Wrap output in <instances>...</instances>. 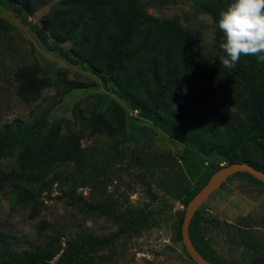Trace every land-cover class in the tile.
Here are the masks:
<instances>
[{
	"label": "rangeland",
	"instance_id": "obj_1",
	"mask_svg": "<svg viewBox=\"0 0 264 264\" xmlns=\"http://www.w3.org/2000/svg\"><path fill=\"white\" fill-rule=\"evenodd\" d=\"M60 2L51 0L24 14L26 22L37 26L49 43L53 39L42 22ZM137 2L150 16L174 22L191 33L202 64L213 68L220 64L219 28L194 0ZM61 46L69 50L71 45L65 42ZM22 67L34 70L39 86L30 96L21 94L16 77ZM111 87L82 65H72L47 50L28 25L0 4V132L14 120L30 126L47 119L59 127V135L69 132L78 136L88 158L85 175L90 179L77 187L76 194L88 203L105 204L120 213L143 210L148 217L138 233L81 255L75 264H195L181 242L185 207L175 197L185 188L187 193L194 192L197 183L205 184L228 164L218 155L203 156L196 148L170 139L119 99ZM96 112H101L105 133L96 132L89 120ZM56 143L51 134L36 137L31 145L33 156L43 160L48 153L45 144L53 149ZM255 145L245 142L241 156L256 158L254 161L264 166V153ZM22 153L19 147L11 149L0 159V170H18ZM54 167L53 171L64 176L78 174L72 163ZM143 177L156 195L154 202L147 198ZM64 188L70 189V185ZM118 230V223L111 219L68 206L57 184L42 191L33 204L20 203L7 186L0 189V234L15 260L25 252L42 251L51 242L54 249L64 248L66 240L78 234L100 237ZM189 235L220 264H264V184L244 173L228 178L199 207ZM61 252L47 263L55 264Z\"/></svg>",
	"mask_w": 264,
	"mask_h": 264
},
{
	"label": "trees",
	"instance_id": "obj_2",
	"mask_svg": "<svg viewBox=\"0 0 264 264\" xmlns=\"http://www.w3.org/2000/svg\"><path fill=\"white\" fill-rule=\"evenodd\" d=\"M50 1L0 0V4L28 25L47 50L57 52L72 65H82L104 86L111 83V91L119 99L170 139L196 148L203 156L218 155L227 164L247 163L264 172V166L254 161L256 158L241 156L247 141L264 153V62H257L256 56L242 55L232 69L221 62L215 68L206 66L197 58L191 33L174 22L150 16L137 0H61L42 22L53 39L49 43L37 26L26 22L24 14ZM194 1L211 14L217 26L220 13L234 2ZM224 39L219 30L220 57L226 56L220 47ZM65 42L70 43L69 50L61 46ZM33 74L32 68L16 71L22 95L39 90ZM89 120L96 132H106L101 112L92 113ZM11 124L1 128L0 159L19 147L22 162L18 170H0V189L7 186L20 203L33 204L42 191L48 192L57 184L68 206L111 219L118 223L119 230L100 237L78 234L66 240L64 248L54 249L51 242L42 251L23 253L18 260L0 234V264H48L60 250L55 264H75L79 256L113 246L121 236L136 234L146 225L148 217L143 210L120 213L105 204L88 203L76 194L77 187L90 179L85 175L88 158L78 136L69 132L59 135V127L47 119L30 126H22L18 120ZM45 133L57 143L53 149L45 144L48 153L40 160L33 156L31 145L33 139ZM59 163H72L78 174L64 176L53 171ZM141 181L149 201H156L151 184L144 177ZM67 184L70 189L64 188ZM203 184L197 183L191 193L185 188L175 199L186 207ZM193 245L205 259L220 264L204 248Z\"/></svg>",
	"mask_w": 264,
	"mask_h": 264
},
{
	"label": "clouds",
	"instance_id": "obj_3",
	"mask_svg": "<svg viewBox=\"0 0 264 264\" xmlns=\"http://www.w3.org/2000/svg\"><path fill=\"white\" fill-rule=\"evenodd\" d=\"M218 28L225 38L223 67L234 68L242 55L264 62V0H234L220 13Z\"/></svg>",
	"mask_w": 264,
	"mask_h": 264
},
{
	"label": "water",
	"instance_id": "obj_4",
	"mask_svg": "<svg viewBox=\"0 0 264 264\" xmlns=\"http://www.w3.org/2000/svg\"><path fill=\"white\" fill-rule=\"evenodd\" d=\"M246 173L258 182L264 184V172L247 163H233L216 170L206 184L195 194L185 207L183 220L180 227L181 242L185 252L195 264H213L205 259L193 245L189 236V225L199 207L215 192L228 178L237 174Z\"/></svg>",
	"mask_w": 264,
	"mask_h": 264
}]
</instances>
